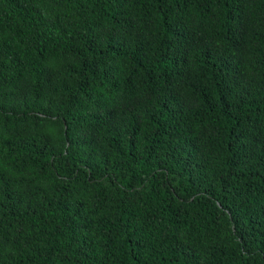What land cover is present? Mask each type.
<instances>
[{"label":"trees","instance_id":"trees-1","mask_svg":"<svg viewBox=\"0 0 264 264\" xmlns=\"http://www.w3.org/2000/svg\"><path fill=\"white\" fill-rule=\"evenodd\" d=\"M0 264H264V0H0Z\"/></svg>","mask_w":264,"mask_h":264}]
</instances>
